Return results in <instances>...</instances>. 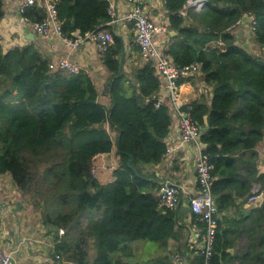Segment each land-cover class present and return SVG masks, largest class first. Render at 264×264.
<instances>
[{"label":"trees","instance_id":"1","mask_svg":"<svg viewBox=\"0 0 264 264\" xmlns=\"http://www.w3.org/2000/svg\"><path fill=\"white\" fill-rule=\"evenodd\" d=\"M188 2L164 0L172 40L166 52L177 65L201 64L213 87L211 102L190 103L199 125H205L206 115L209 122L202 140L211 156L212 194L220 212L212 264H264V201L244 208L254 182L264 190L256 150L264 138V55L247 50L231 31L246 13L254 14L255 41L264 50V0H207L203 8L183 14ZM110 3L57 0L64 33L75 38L110 27ZM2 8L0 0V18ZM25 15L41 21L46 13L34 5ZM123 52V38L114 34L102 55L110 72L107 106L88 72L51 71L35 43L5 51L0 42V174H11L26 201L40 209L63 259L174 264L164 251L177 226L176 209L160 207L158 183L145 172V165L159 163L167 153L172 113L168 105H157L161 79L153 62L129 75L121 69ZM110 130L117 132L115 142ZM114 145L120 164L115 179L102 183L93 161ZM234 206V216L227 214ZM241 238L245 251L239 257L229 249ZM138 240L158 242V255L136 256ZM202 262L198 254L193 264Z\"/></svg>","mask_w":264,"mask_h":264},{"label":"crops","instance_id":"2","mask_svg":"<svg viewBox=\"0 0 264 264\" xmlns=\"http://www.w3.org/2000/svg\"><path fill=\"white\" fill-rule=\"evenodd\" d=\"M110 1L116 5L120 15L125 14L131 8V4L127 0ZM142 4L153 20L161 24L169 23V13L164 5V0H142ZM191 7L186 5L184 14H187L188 8ZM2 9L0 42L5 51L15 46L35 43L41 53L50 61L57 60L62 56H69L80 66L81 70L88 72L92 77L100 91V101L107 106L111 105V99L106 91V82L110 72L103 63L96 43L85 41L77 47H71L57 35H39L24 21L18 8V0H3ZM246 22L242 21V23ZM109 26L106 28L123 38V68L126 73L132 75L135 68L146 62L135 43L132 26L124 22H115ZM33 36L34 38H31ZM158 38L168 49L172 41L169 35L160 33ZM181 84L182 104H190L202 98L211 102L213 87L205 82L202 73L184 78ZM158 97L166 102L167 91L163 86L159 90ZM110 132L115 142L117 132L115 130H110ZM165 141L171 151L166 153L159 163L145 165V172L151 176L149 179L158 183V186L162 181L170 180L185 188L186 193L176 209L177 226L174 235L167 241V249L164 253L170 257L174 264H193L198 250L202 246V239L196 237V232L203 228L189 203V195L197 189L196 154L192 143L181 141L179 118L173 113L172 125ZM256 150L258 152V169L263 173L264 138L258 143ZM99 156L100 181L102 183L112 182L115 179L114 170L120 164L116 145L111 152L102 153L96 157ZM258 184L261 185V182H254L251 189L253 190ZM155 193L157 195V190ZM252 206L246 203L244 208L249 209ZM235 212L237 209L234 206L227 214L234 216ZM243 240V238L237 240L235 245L229 249L231 254H238L239 257L243 255V251H245ZM54 246L53 235L48 233V227L40 220V214L36 208L26 201L21 191L16 187L11 174H0V248L12 252L19 264H48L56 254ZM61 264L75 263L63 259Z\"/></svg>","mask_w":264,"mask_h":264},{"label":"built area","instance_id":"3","mask_svg":"<svg viewBox=\"0 0 264 264\" xmlns=\"http://www.w3.org/2000/svg\"><path fill=\"white\" fill-rule=\"evenodd\" d=\"M131 8L123 15L118 13L114 3H110L108 12L110 21L107 25L115 22H124L132 26L136 45L140 49L142 58L152 61L156 68V73L161 79V86L167 91L166 102L158 98L157 105L166 104L172 113L179 118L180 137L183 143H192L196 154L197 189L189 195V203L197 219L204 223V228L198 229L196 237L202 239V246L198 254L203 257L202 264H212L214 255V244L219 227L220 212L212 194L213 164L211 156L206 152V144L202 140L203 130L199 123L193 118L192 106L181 102V83L184 78L202 73L201 64L192 63L177 65L172 57L167 54V48L158 38L160 33L168 35L170 33L169 23L161 24L153 20L142 0H127ZM207 0H189V6L196 9L203 8ZM37 5L45 9L46 16L41 21H33L25 15L28 8ZM18 8L24 17L26 24L41 36H59L67 45L77 47L85 41L96 43L99 53L103 55L114 43V33L103 27L87 32L85 36L76 33L75 38H71L63 31V22L59 18L57 0H18ZM184 14V10L181 11ZM250 22H255V15L246 13ZM243 21V19H242ZM241 20L236 24H240ZM234 25L232 28H234ZM223 45V41H218ZM51 71H65L76 74L81 71L80 66L71 60L69 56H62L57 60L50 61ZM171 151L168 147L167 153ZM261 185H257L248 196L249 205L261 204L264 201V190ZM186 193L183 185L170 180L162 181L157 188V196L160 207L164 211L175 210L182 202ZM64 232L63 229L60 230ZM178 258H180L178 256ZM63 257L55 254L48 264H61ZM0 264H19L13 253L0 248Z\"/></svg>","mask_w":264,"mask_h":264},{"label":"rangeland","instance_id":"4","mask_svg":"<svg viewBox=\"0 0 264 264\" xmlns=\"http://www.w3.org/2000/svg\"><path fill=\"white\" fill-rule=\"evenodd\" d=\"M188 5V4H187ZM253 26L250 21H247L246 23H240L236 25L234 28H232V32L238 37V41L241 45H243L247 50L252 51L255 54L264 55L263 46H261L259 43L255 41ZM93 171L97 178L100 180V156L95 157L93 161ZM30 203V202H29ZM32 204V203H30ZM33 206V204H32ZM35 207V206H34ZM36 208V207H35ZM40 214V220H42V214L40 209H36ZM60 233L63 235L64 232ZM92 246L93 244L90 243ZM134 249L137 247H140V251H138V256L141 259H147L149 257H153L158 255L157 249L159 243L153 240H138L134 242ZM94 250H90L91 253H93Z\"/></svg>","mask_w":264,"mask_h":264},{"label":"water","instance_id":"5","mask_svg":"<svg viewBox=\"0 0 264 264\" xmlns=\"http://www.w3.org/2000/svg\"><path fill=\"white\" fill-rule=\"evenodd\" d=\"M188 4H189V2H188ZM249 16H247V15H244V17H243V21H249ZM28 30V29H27ZM171 33H175L174 31H171ZM31 38H34V36L33 37H31ZM123 68V63H122V66H121V69ZM208 128H209V122H208V116L206 115L205 116V125L204 126H202V130L203 131H206V130H208Z\"/></svg>","mask_w":264,"mask_h":264}]
</instances>
